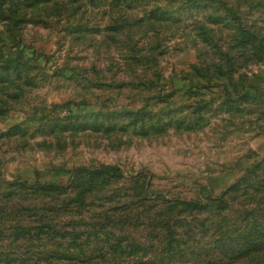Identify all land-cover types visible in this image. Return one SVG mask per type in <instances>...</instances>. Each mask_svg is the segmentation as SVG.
Segmentation results:
<instances>
[{
	"label": "rangeland",
	"instance_id": "obj_1",
	"mask_svg": "<svg viewBox=\"0 0 264 264\" xmlns=\"http://www.w3.org/2000/svg\"><path fill=\"white\" fill-rule=\"evenodd\" d=\"M103 166L119 173L81 214L18 186L80 185ZM263 183L264 0H0V264H130L36 229L70 231L109 195L140 218L150 201L209 204L165 215L189 222L211 219L229 192L235 218L264 210L251 192ZM19 227L29 237L15 239ZM184 253L139 260L229 264L206 259L205 243ZM232 264H264V253Z\"/></svg>",
	"mask_w": 264,
	"mask_h": 264
},
{
	"label": "trees",
	"instance_id": "obj_2",
	"mask_svg": "<svg viewBox=\"0 0 264 264\" xmlns=\"http://www.w3.org/2000/svg\"><path fill=\"white\" fill-rule=\"evenodd\" d=\"M83 172L89 175V180L80 185H72L74 181H77L73 177L69 185L20 184L18 186L32 190V193L44 195L52 202L62 200L57 205L58 210L75 207L78 214H81L85 209L89 212L90 207H93L94 202L88 201L85 197L88 194L100 191L99 188L105 186L103 176L111 174L117 177L119 173L108 166L90 171L84 170ZM235 187L236 185L231 190ZM263 189L264 183L251 190L252 196L256 197L258 202L262 204H264ZM227 194L230 193L227 192L225 196ZM225 196L223 195V198L216 200L218 206L214 210L218 212L213 211L211 219L199 220L192 218L189 222H186L183 218L175 217L173 219L165 215H170L176 209H179L178 213L181 214L199 215L210 211L209 204L200 201H178L175 205L164 202L162 209L158 203V210L157 205L151 204L152 201H150L145 203L146 206L141 212L144 211V215L140 218L139 213L132 211V209H136L135 203L128 206V203L125 202L121 205L120 195H109L105 199V204H98L97 207L100 210L96 213L91 212L90 218L80 217L70 231L53 229L51 226L43 224L36 229V237L46 235L53 242H56L57 239L63 241L65 238H72L73 243H70L71 247L69 245L67 251L69 249L77 250L80 254H83L86 247H93L94 251L98 253V259L122 257L130 259V264H149V260L143 261L139 258L143 256L148 257L147 259H157L158 256L155 257L152 254L161 247L169 261L178 257L183 258L187 246L200 243L206 244V256L214 255L206 259H214L213 261L218 262L223 259L229 264L264 253V210L262 207L259 211L255 209L240 211L235 218H232L226 213L229 204L224 199ZM50 197H55L57 200ZM239 197L242 196L239 195ZM231 199L234 202L238 197L231 196ZM141 201L140 199V203ZM50 211L53 210L50 209ZM258 212H262V214H258ZM151 214L155 215L151 216ZM76 227L78 228L75 230ZM137 227L151 229V232L147 234V238L143 241H135L129 236L131 234L128 229H136ZM19 228L15 230V239L19 238L18 235L29 237V229ZM9 254L10 252L6 256ZM64 254L72 257L69 252H64ZM178 254L180 256H177ZM189 254L199 256V254ZM111 255H114V257H111ZM57 257L62 259L58 254ZM137 257L138 259H135ZM71 260L73 259L71 258Z\"/></svg>",
	"mask_w": 264,
	"mask_h": 264
}]
</instances>
